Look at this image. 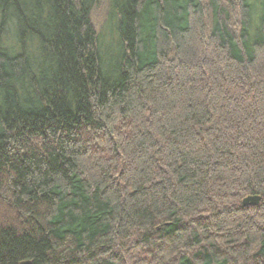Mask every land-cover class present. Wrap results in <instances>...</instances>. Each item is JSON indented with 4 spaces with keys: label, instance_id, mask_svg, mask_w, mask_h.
Wrapping results in <instances>:
<instances>
[{
    "label": "trees",
    "instance_id": "16d2710c",
    "mask_svg": "<svg viewBox=\"0 0 264 264\" xmlns=\"http://www.w3.org/2000/svg\"><path fill=\"white\" fill-rule=\"evenodd\" d=\"M99 2L0 0V264H264V0Z\"/></svg>",
    "mask_w": 264,
    "mask_h": 264
},
{
    "label": "rangeland",
    "instance_id": "374dc122",
    "mask_svg": "<svg viewBox=\"0 0 264 264\" xmlns=\"http://www.w3.org/2000/svg\"><path fill=\"white\" fill-rule=\"evenodd\" d=\"M106 4V0H100L99 5L90 14V21L97 32L105 19Z\"/></svg>",
    "mask_w": 264,
    "mask_h": 264
},
{
    "label": "water",
    "instance_id": "95a60500",
    "mask_svg": "<svg viewBox=\"0 0 264 264\" xmlns=\"http://www.w3.org/2000/svg\"><path fill=\"white\" fill-rule=\"evenodd\" d=\"M260 198L257 196H248L242 199L241 205L242 207H256L259 203Z\"/></svg>",
    "mask_w": 264,
    "mask_h": 264
}]
</instances>
